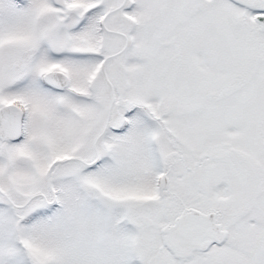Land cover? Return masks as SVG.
Here are the masks:
<instances>
[{
    "label": "snow or ice",
    "instance_id": "snow-or-ice-1",
    "mask_svg": "<svg viewBox=\"0 0 264 264\" xmlns=\"http://www.w3.org/2000/svg\"><path fill=\"white\" fill-rule=\"evenodd\" d=\"M0 264H264V0H0Z\"/></svg>",
    "mask_w": 264,
    "mask_h": 264
}]
</instances>
